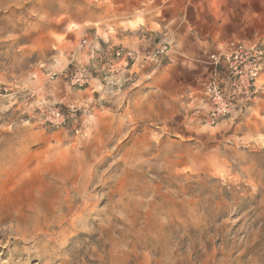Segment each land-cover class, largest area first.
<instances>
[{
    "label": "rangeland",
    "instance_id": "rangeland-1",
    "mask_svg": "<svg viewBox=\"0 0 264 264\" xmlns=\"http://www.w3.org/2000/svg\"><path fill=\"white\" fill-rule=\"evenodd\" d=\"M199 4L0 0V264H264V72L212 125L210 73L141 81L124 70L166 52L126 67L109 48Z\"/></svg>",
    "mask_w": 264,
    "mask_h": 264
},
{
    "label": "crops",
    "instance_id": "crops-1",
    "mask_svg": "<svg viewBox=\"0 0 264 264\" xmlns=\"http://www.w3.org/2000/svg\"><path fill=\"white\" fill-rule=\"evenodd\" d=\"M197 1L200 4L197 7L192 5V12H184L181 22L175 20V12H166L161 20L151 15L145 18L148 25L145 30L143 26H135V29L140 28V32L138 30L133 36H129L125 26L124 32H121L119 37L113 39L110 37L109 48L119 45L142 56L153 53L161 44L168 47L174 46L175 51L166 52L167 63L166 66H162V69L160 66L157 68L155 66L147 71L148 69L144 67H134L124 72L135 73L140 79L161 77V79L169 80L175 76V66L180 65L182 72L179 70V73L185 75L188 73L187 76L190 78L188 83L191 84L199 78V76L195 77L198 71H204V75L210 73L207 63L208 55L222 49L229 41L238 39L250 44L263 43L261 41L264 40L262 38L264 37V0ZM155 25L161 26L160 32L157 27H153ZM144 31L147 32L144 34ZM124 78L123 74L120 85L130 80ZM199 80L205 84L208 76L200 77ZM92 83L85 92H90L93 88L97 89L95 86L99 80H94Z\"/></svg>",
    "mask_w": 264,
    "mask_h": 264
},
{
    "label": "built area",
    "instance_id": "built-area-1",
    "mask_svg": "<svg viewBox=\"0 0 264 264\" xmlns=\"http://www.w3.org/2000/svg\"><path fill=\"white\" fill-rule=\"evenodd\" d=\"M84 44L86 42L84 41ZM168 46L153 52L150 56H141L131 50L120 48L116 52L125 66L140 64L144 66L153 62L168 51ZM210 78L204 85L211 102L209 122L212 125L229 118L237 105L243 107L253 98L256 82L264 72V42L250 44L242 40L229 41L222 49L212 52L207 57ZM122 64L112 65L111 68ZM92 75L85 71H77L70 77L71 86L83 88L90 84ZM46 122L52 127L66 124L65 115L51 109L46 114Z\"/></svg>",
    "mask_w": 264,
    "mask_h": 264
},
{
    "label": "bare ground",
    "instance_id": "bare-ground-1",
    "mask_svg": "<svg viewBox=\"0 0 264 264\" xmlns=\"http://www.w3.org/2000/svg\"><path fill=\"white\" fill-rule=\"evenodd\" d=\"M56 194V193H55Z\"/></svg>",
    "mask_w": 264,
    "mask_h": 264
}]
</instances>
